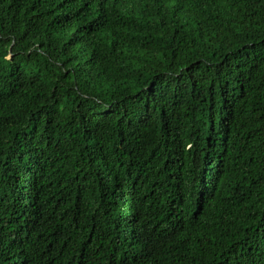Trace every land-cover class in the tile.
Wrapping results in <instances>:
<instances>
[{
	"label": "trees",
	"instance_id": "obj_1",
	"mask_svg": "<svg viewBox=\"0 0 264 264\" xmlns=\"http://www.w3.org/2000/svg\"><path fill=\"white\" fill-rule=\"evenodd\" d=\"M0 264H264V0H0Z\"/></svg>",
	"mask_w": 264,
	"mask_h": 264
}]
</instances>
